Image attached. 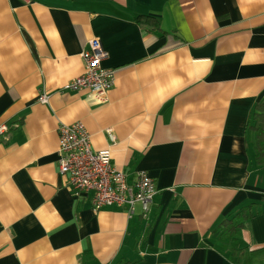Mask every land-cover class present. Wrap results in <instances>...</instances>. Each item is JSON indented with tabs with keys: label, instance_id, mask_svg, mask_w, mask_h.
<instances>
[{
	"label": "crops",
	"instance_id": "crops-1",
	"mask_svg": "<svg viewBox=\"0 0 264 264\" xmlns=\"http://www.w3.org/2000/svg\"><path fill=\"white\" fill-rule=\"evenodd\" d=\"M91 40L114 87L61 91ZM263 98L264 0H0V264H264ZM76 122L154 180L147 213L69 191L57 127Z\"/></svg>",
	"mask_w": 264,
	"mask_h": 264
},
{
	"label": "built area",
	"instance_id": "built-area-1",
	"mask_svg": "<svg viewBox=\"0 0 264 264\" xmlns=\"http://www.w3.org/2000/svg\"><path fill=\"white\" fill-rule=\"evenodd\" d=\"M108 57L98 40H91L82 52L83 72L62 90L72 92L87 90L95 96L105 94L114 87L115 70L103 69L100 62ZM48 95L41 94L38 102L46 104ZM5 131L0 128V134ZM56 171L67 179V188L78 196H89L93 211L102 208L126 206L132 214L138 204L143 213L152 206L156 194L154 180L144 173H137L132 183L126 175L111 164L110 151H93L90 136L79 123L59 124ZM110 140L112 135L107 132Z\"/></svg>",
	"mask_w": 264,
	"mask_h": 264
},
{
	"label": "trees",
	"instance_id": "trees-1",
	"mask_svg": "<svg viewBox=\"0 0 264 264\" xmlns=\"http://www.w3.org/2000/svg\"><path fill=\"white\" fill-rule=\"evenodd\" d=\"M141 20L148 23L147 30H159L158 24L153 18L139 16L136 19L138 23ZM252 118V122L249 123L247 138L252 142L256 162L264 166V98L255 106Z\"/></svg>",
	"mask_w": 264,
	"mask_h": 264
}]
</instances>
